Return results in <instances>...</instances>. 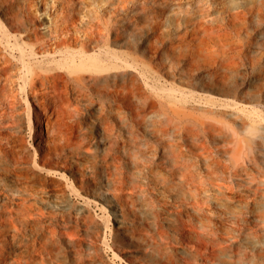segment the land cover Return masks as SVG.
I'll return each mask as SVG.
<instances>
[{
  "label": "rangeland",
  "instance_id": "374dc122",
  "mask_svg": "<svg viewBox=\"0 0 264 264\" xmlns=\"http://www.w3.org/2000/svg\"><path fill=\"white\" fill-rule=\"evenodd\" d=\"M78 1L0 0V36L16 16L29 19L28 27L44 24L46 32L57 24L75 34V26L81 39L100 31L92 50L106 51V75L138 89L98 91L87 83L70 90L67 119L80 121L79 139L45 163L34 144L43 114L30 84L19 79L0 93L1 132L23 141L21 164L39 168L52 188L65 191L53 206L33 191L14 192L15 211H25L19 201L28 211L17 235L24 242L45 237L50 254L0 264H264L258 218L264 213V17L256 14L264 15V0H93L83 16L73 11ZM88 69L62 65L57 72L95 70ZM150 100L167 138L151 133L149 119L140 125L130 119L128 102L137 107ZM131 124L149 143L153 162L132 153ZM166 143L182 150L193 183L206 187L204 224L192 202L162 187L169 176L161 157ZM0 238L9 241L10 233Z\"/></svg>",
  "mask_w": 264,
  "mask_h": 264
},
{
  "label": "bare ground",
  "instance_id": "6f19581e",
  "mask_svg": "<svg viewBox=\"0 0 264 264\" xmlns=\"http://www.w3.org/2000/svg\"><path fill=\"white\" fill-rule=\"evenodd\" d=\"M93 8V0H79L76 7H73V11L83 16L90 14ZM256 14L258 19L264 17L260 10ZM232 16L235 17L236 14H232ZM28 22L29 19L16 16L12 24L0 36V93L10 85L17 83L19 79H22L26 84H30L31 92L38 101L43 114L41 120L37 123L39 130L34 137V144L37 151H39L42 163H45V160L50 157L64 152V147L70 148L75 145L77 139H79L81 133L80 121L74 123L69 122L67 119L70 117V112L67 109L68 99L66 97L70 90L77 92L81 85L88 83L98 91L111 88L117 92L129 91L133 93L137 91L138 86L129 85L125 82L118 84L116 81L117 74L106 75V51L100 50L99 53L94 54L95 51L92 50L99 45L103 37L102 32L94 30L81 39L75 26L73 27L75 34L71 33L69 27L63 29V32L59 31L62 25L57 24L46 32L44 31V24L37 25L33 23L28 27L26 26ZM3 25L6 27L4 22ZM12 31L19 32V34H11ZM29 40H33L34 43L30 44ZM73 43H81L82 49L75 51L71 46ZM95 48L97 49V47ZM60 59L65 61L61 62ZM55 60H58L56 64H54ZM79 64L87 69L94 68L95 70L93 72L88 69L91 73L87 76L84 73L66 75L57 72L62 68V65L76 68ZM110 78L115 79L114 84L106 85L108 80H112ZM133 105L128 102L127 108L130 119L136 125H140L146 119H149L153 129L152 134L158 133L164 138L168 137L169 129L167 126L157 127L158 121L153 115V109L156 107L154 101H147L143 106L136 107ZM3 115L4 113L0 111V176H2L0 178V236L4 235L6 237L10 233V239L8 241L6 238H0V242H2L0 243V263L5 262L7 259H11L13 263L24 259L28 263L35 256L49 255L51 245L48 239L43 236L41 238L38 236L39 241H36L37 237H34L35 239L31 241L26 238V242H24L18 236L19 234L17 235L18 220L23 223L27 222L28 211L22 204L25 203L24 201H19L16 205L21 204L20 206L24 207L25 211L21 209L15 211L13 207V200L16 199L14 192L16 194H26L28 191H33L37 201L45 203V206H53L56 203L55 200L61 198L65 191L64 188H52L47 176L39 168L34 166L25 167L21 164L25 162L26 146L21 139L13 135L2 134V125L5 122ZM75 116L79 118V113L77 112ZM166 122L169 124L171 120L168 119ZM135 124H131L130 131V140L134 146L132 153H137V157H143V163L145 161L153 162L155 154L149 151V143L143 141L142 137H139L138 133L135 132ZM43 126L45 131L42 130ZM166 144L162 146L161 157L162 167L168 172L169 176L162 177V187L163 189L177 190L178 192L175 195L179 201L192 202L193 208L202 220L200 224H204L203 210L205 206L203 207V204L209 198L203 200L200 194L203 187H206L203 186L201 180L197 184L193 183L194 173L187 166L182 150L172 143ZM130 150V147H128V155H131ZM38 161L39 159L36 158L35 162ZM138 163L140 162L137 161L136 164L138 165ZM207 169L209 170L208 177L212 179V175L216 171L210 165ZM198 178H201L199 173ZM37 185L40 186L39 189H36ZM186 189L189 190L186 191ZM226 189L228 188H225L224 195L229 198ZM92 193V196H94V191ZM43 198H45V201ZM258 218L261 222H264V213L260 212Z\"/></svg>",
  "mask_w": 264,
  "mask_h": 264
}]
</instances>
